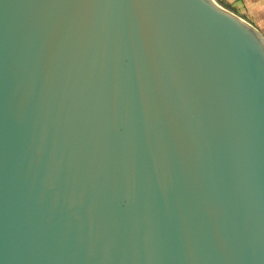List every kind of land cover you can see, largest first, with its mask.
I'll return each instance as SVG.
<instances>
[{"label": "water", "instance_id": "1", "mask_svg": "<svg viewBox=\"0 0 264 264\" xmlns=\"http://www.w3.org/2000/svg\"><path fill=\"white\" fill-rule=\"evenodd\" d=\"M0 264H264V34L216 0H0Z\"/></svg>", "mask_w": 264, "mask_h": 264}, {"label": "crops", "instance_id": "2", "mask_svg": "<svg viewBox=\"0 0 264 264\" xmlns=\"http://www.w3.org/2000/svg\"><path fill=\"white\" fill-rule=\"evenodd\" d=\"M216 1L254 24L264 34V0Z\"/></svg>", "mask_w": 264, "mask_h": 264}]
</instances>
